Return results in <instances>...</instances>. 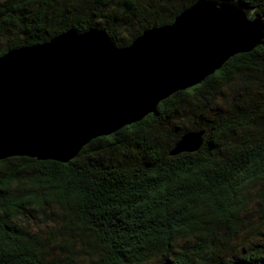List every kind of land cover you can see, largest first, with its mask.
Wrapping results in <instances>:
<instances>
[{"label": "trees", "instance_id": "1", "mask_svg": "<svg viewBox=\"0 0 264 264\" xmlns=\"http://www.w3.org/2000/svg\"><path fill=\"white\" fill-rule=\"evenodd\" d=\"M197 1L0 0V57L71 29L127 47ZM0 264H264V36L68 162L1 159Z\"/></svg>", "mask_w": 264, "mask_h": 264}, {"label": "water", "instance_id": "2", "mask_svg": "<svg viewBox=\"0 0 264 264\" xmlns=\"http://www.w3.org/2000/svg\"><path fill=\"white\" fill-rule=\"evenodd\" d=\"M264 19L240 0H198L168 26L118 47L103 30L71 29L0 57V160L68 162L261 44ZM189 131L172 154L197 151Z\"/></svg>", "mask_w": 264, "mask_h": 264}, {"label": "rangeland", "instance_id": "3", "mask_svg": "<svg viewBox=\"0 0 264 264\" xmlns=\"http://www.w3.org/2000/svg\"><path fill=\"white\" fill-rule=\"evenodd\" d=\"M60 211L57 209V213H59Z\"/></svg>", "mask_w": 264, "mask_h": 264}]
</instances>
